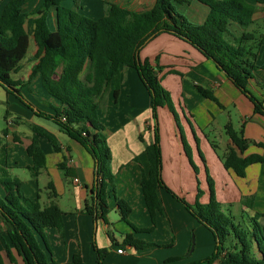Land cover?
I'll return each mask as SVG.
<instances>
[{
  "label": "crops",
  "instance_id": "1",
  "mask_svg": "<svg viewBox=\"0 0 264 264\" xmlns=\"http://www.w3.org/2000/svg\"><path fill=\"white\" fill-rule=\"evenodd\" d=\"M8 1H1L0 10ZM145 1L113 0L132 10H139L137 5ZM42 2L31 0L24 7L28 13L24 26L30 38H33L34 19L37 16L34 12ZM153 3L154 0H150L149 7ZM90 4V12L97 13V18L105 14L103 0H92ZM254 4L258 9L251 26L256 27L264 24V4L257 3V0ZM196 5L199 7L196 11L204 9L206 14L202 4ZM48 21L51 29H55L54 12L49 14ZM140 56L163 67L160 72L162 84L170 91L178 115L176 117L169 106L158 109L162 177L166 185L190 204L197 201L206 204L210 200V175L218 200L222 204L231 202L233 209H227L229 212L236 217H256L264 224V162L249 165L245 177L224 166V158L229 148L234 146L227 133L228 125L235 129L243 127L245 137L251 141L244 156L253 153L264 156V147L254 144L264 142V115L255 111L253 102L219 70L213 60L188 42L162 33L141 50ZM257 60L260 66L264 64V42ZM254 75L255 78L249 81V89L264 100V68L256 69ZM20 80L25 81L27 78ZM33 80L22 86L29 89L28 100L35 108L54 115L56 109L62 108L61 102L45 90L39 74ZM33 83L36 87L40 86L41 94L34 93ZM133 85L140 96L144 95L147 99L146 106L137 105L138 102L135 103L130 97ZM201 89L213 94L217 100L206 96ZM3 92L6 100H12L13 108L19 112L13 119H7V130L0 137L7 146V165L11 175L19 179L24 196L33 199L40 193L43 206L55 202L63 211V230L50 226L45 229V237L37 235L49 261L54 259L60 264H99L98 249L104 252V264H184L193 256L202 258L214 251L216 241L213 233L167 189L158 190L162 211L157 212L155 220L145 203L141 181L149 170L146 148L153 142L155 121L151 97L135 68L123 66L119 91L116 93L110 85L98 100V116L105 125L113 155L114 186H108L109 213L106 220L102 217L95 219L85 210L95 181V161L91 154L52 119L42 117L41 121L37 120L40 116L33 109L0 85V93ZM128 99L132 115L129 109L127 112L134 118H122L120 125L106 121L107 116L120 111L124 106L122 101ZM33 126L53 137L60 149L57 150L48 137L34 131ZM183 135L191 148V158L185 150ZM40 136L50 144H43ZM34 139L39 142L47 160L38 176L32 173L34 160L28 152V146ZM63 167L68 168L69 172ZM0 196H6L1 184ZM117 198L130 204L132 211L129 220L135 226L151 228V231L135 233L121 219ZM128 233L156 245L140 249L127 244L125 237ZM9 246L14 260L7 252ZM119 248L124 251L118 252ZM76 255L81 262L74 261ZM0 257L5 264H25L11 244L8 225L1 212Z\"/></svg>",
  "mask_w": 264,
  "mask_h": 264
},
{
  "label": "trees",
  "instance_id": "2",
  "mask_svg": "<svg viewBox=\"0 0 264 264\" xmlns=\"http://www.w3.org/2000/svg\"><path fill=\"white\" fill-rule=\"evenodd\" d=\"M29 1L9 0L0 10V85L39 115L56 122L91 154L95 161V181L85 210L95 219L102 217L106 220L109 213L108 186H114L113 155L105 125L98 116V100L110 85L117 93L121 86V68L132 67L137 70L151 97L155 121L154 139L146 148L149 170L141 181L145 203L153 220L157 212L162 211L158 190L165 188L215 237V249L208 257L184 264H264V224L256 217H236L224 210L210 175V200L206 204L199 201L190 204L164 182L158 109L169 106L174 115H178L170 91L162 84L160 72L163 67L140 56L141 50L162 33L188 42L213 60L253 102L255 111L264 115V100L249 89V81L255 78L254 71L264 68V64L257 63L264 42V26L251 28L257 5L248 0H154L149 8L132 10L105 0V14L93 18L82 13L77 5L67 7L62 0H43L34 12L37 14L33 31L36 51L31 58L34 64L27 80H15L11 74L21 69V62L30 47L31 38L24 26L28 16L24 7ZM196 3L206 9L202 22L191 20L178 9V6L193 8ZM257 3L264 4V0H257ZM51 12L55 14V29H51L48 21ZM38 74L45 90L61 102L62 108L56 109L54 115L35 108L22 94L21 87ZM201 91L217 100L207 90ZM33 129L48 137L57 150L60 149L57 141L44 130L35 126ZM227 133L235 147L229 148L224 166L245 177L247 167L264 162V156L258 153L244 156L251 141L245 137L243 127L235 129L228 125ZM182 139L191 158L189 143L184 135ZM254 144L264 147V142ZM28 152L34 160L32 173L38 176L46 166V154L36 139L28 146ZM63 168L69 172L68 168ZM0 184L6 191L5 197L0 196V212L8 225L11 244L25 264H60L54 259L49 261L37 235L45 237V229L50 226L63 230V211L55 202L43 206L40 193L33 199L23 195L19 179L8 169L7 146L1 139ZM117 205L121 219L135 233L151 231V228H139L129 220L132 208L126 200L117 198ZM125 243L140 249L156 245L136 238L133 233L126 234ZM7 252L14 260L10 246ZM97 253L99 264H104V252L97 249ZM74 261L81 262V259L76 255ZM0 264H5L1 257Z\"/></svg>",
  "mask_w": 264,
  "mask_h": 264
},
{
  "label": "rangeland",
  "instance_id": "3",
  "mask_svg": "<svg viewBox=\"0 0 264 264\" xmlns=\"http://www.w3.org/2000/svg\"><path fill=\"white\" fill-rule=\"evenodd\" d=\"M91 1L92 0H77V1L76 0H62V4L64 6H67V7H74V6L77 5V7H79L80 11L82 13H84L85 15L97 18V16H98L97 13L94 14V13L90 12L91 9H92V7H90L92 5V4H90ZM108 1H112L113 2V0H108ZM248 1L253 3V4L256 3V0H248ZM103 2H104V7H105V0H103ZM149 5H150V0H146L145 2H142V3L138 4L137 7L140 10V9L148 8ZM197 8L199 9V7L197 5H194L193 8H188L187 6H178L179 11H181L183 14H186L191 20L202 22L204 20V16H205L204 9L200 10V11H196ZM263 26H264V24L261 23L260 25H257L256 28L257 27L260 28V27H263ZM251 28H253V26H251ZM34 49L36 50V45L34 43V39L31 38L30 47H29V50L27 52V55L21 62V69L18 72H13L11 74L13 79H15V80L24 79V78L28 79L29 70L31 68V63L33 62L31 60V58L33 57ZM125 70H127V68ZM125 76H126V74H125ZM34 80H32V81H34ZM130 82L132 83V79L130 80ZM32 86H33L34 93H36L38 95L42 93V91L40 89V86L36 87L35 83H33ZM21 90H22V94L27 98V96L29 95L28 94L29 93L28 87H25V86L21 87ZM130 97L131 98L133 97V100H134L135 103L138 102L137 105H140V106L142 105V107L146 106L147 99L144 97V95L140 96L138 91H136V88H135L134 85H133V92L131 93ZM122 102H123L125 107L122 106L120 111L115 112V114L111 113L106 118V121H108L112 125L113 124L114 125H116V124L120 125L119 123H120L122 118L123 119L124 118L128 119L129 117H127V116H130L129 115V113H130V105L129 104L131 103L130 100L129 99H128V101L123 100ZM12 104H13L12 100H9V101L6 100L4 92L0 93V137L3 135V131L7 130V127H8L7 119L11 120V119L14 118V116L16 117V115H19L18 114L19 112L13 108ZM128 109H129V113L127 112ZM143 109H146V108H143ZM147 111L148 110L146 109V112ZM35 113L38 116H40V117H38L39 119L37 118V120L41 121L42 117H44V116L39 115L36 111H35ZM103 114H105V112ZM45 118H47V117H45ZM130 118L132 119L134 117L130 116ZM135 120H138V119H135ZM108 125L111 126L110 124H108ZM39 139L42 140L43 144H46V143L50 144V142L47 141V139H44L41 136L39 137ZM110 186L112 187L111 184H110ZM222 205H223V208L225 207L224 210L233 209V207L231 206L232 205L231 202L224 203ZM234 210L236 211V209H234ZM208 256L209 255L204 256L202 258H197L196 256H193V257L190 258L191 260L188 263L202 260V259H204V258H206Z\"/></svg>",
  "mask_w": 264,
  "mask_h": 264
},
{
  "label": "built area",
  "instance_id": "4",
  "mask_svg": "<svg viewBox=\"0 0 264 264\" xmlns=\"http://www.w3.org/2000/svg\"><path fill=\"white\" fill-rule=\"evenodd\" d=\"M123 251H124L123 248L118 249V252H120V253H122Z\"/></svg>",
  "mask_w": 264,
  "mask_h": 264
}]
</instances>
